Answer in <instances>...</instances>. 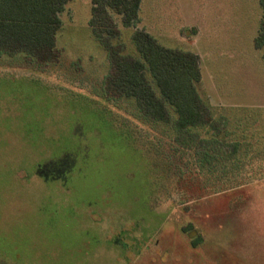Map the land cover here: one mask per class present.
Returning <instances> with one entry per match:
<instances>
[{
  "label": "rangeland",
  "instance_id": "rangeland-1",
  "mask_svg": "<svg viewBox=\"0 0 264 264\" xmlns=\"http://www.w3.org/2000/svg\"><path fill=\"white\" fill-rule=\"evenodd\" d=\"M90 9L91 0L64 3L56 61L0 55L3 264H264L257 0H140L127 27L108 9L118 31L110 42L127 58L139 57L132 40L139 30L198 56L196 89L210 118L252 158L225 167L221 178L220 167L200 168L193 146L174 142L171 121L145 123L133 98L102 97L110 63ZM228 183L234 187L216 192Z\"/></svg>",
  "mask_w": 264,
  "mask_h": 264
},
{
  "label": "trees",
  "instance_id": "trees-1",
  "mask_svg": "<svg viewBox=\"0 0 264 264\" xmlns=\"http://www.w3.org/2000/svg\"><path fill=\"white\" fill-rule=\"evenodd\" d=\"M66 1L0 0V55L31 56L38 66L56 61L58 15ZM257 1L261 17L253 46L262 51L264 59V0ZM139 4L140 0H91L89 26L106 49L110 63V70L103 80L102 97L111 101L133 98L135 110L145 123L166 125L171 121L170 134L174 142L185 147L193 146L201 169L210 172L220 167L217 178L227 177L230 169L227 171L225 167L235 169L242 162H251L252 158L245 151L249 148L244 150L238 142L225 141L223 137L227 134L224 135L221 126L210 118L205 100L196 89L201 79L198 56L190 51L165 48L151 34L141 30L132 33L138 58H127L120 44L110 42V37L117 36L118 31L108 9L119 15L123 26L127 27L137 21ZM126 125L147 137L134 123L128 121ZM127 132L133 137L132 132ZM200 132L211 138L200 137ZM153 143L158 150L159 143ZM212 146L216 148L209 149ZM260 177L264 178V173H260ZM221 186L216 192L234 187L229 183ZM0 264H3L1 259Z\"/></svg>",
  "mask_w": 264,
  "mask_h": 264
},
{
  "label": "flooded vegetation",
  "instance_id": "flooded-vegetation-1",
  "mask_svg": "<svg viewBox=\"0 0 264 264\" xmlns=\"http://www.w3.org/2000/svg\"><path fill=\"white\" fill-rule=\"evenodd\" d=\"M61 173V172H60ZM60 173H58L56 176L59 177ZM45 175L50 177V178H53L52 175H50L49 173L45 172Z\"/></svg>",
  "mask_w": 264,
  "mask_h": 264
},
{
  "label": "crops",
  "instance_id": "crops-1",
  "mask_svg": "<svg viewBox=\"0 0 264 264\" xmlns=\"http://www.w3.org/2000/svg\"><path fill=\"white\" fill-rule=\"evenodd\" d=\"M258 2V1H257ZM258 17H259V20H260V17H261V13L258 15ZM258 29V28H257Z\"/></svg>",
  "mask_w": 264,
  "mask_h": 264
}]
</instances>
